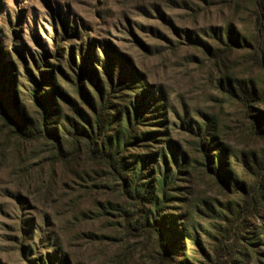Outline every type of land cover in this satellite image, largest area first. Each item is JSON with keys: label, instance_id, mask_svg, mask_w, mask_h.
I'll list each match as a JSON object with an SVG mask.
<instances>
[{"label": "rangeland", "instance_id": "obj_1", "mask_svg": "<svg viewBox=\"0 0 264 264\" xmlns=\"http://www.w3.org/2000/svg\"><path fill=\"white\" fill-rule=\"evenodd\" d=\"M254 8L255 0H0V42L17 69L19 100L30 118L36 119L37 111L23 60L29 63L51 52L54 32L60 31L59 26L53 30L57 16L88 35L96 50L106 46L125 59L148 89L146 98L154 96L162 106L160 117L147 113L150 119L138 127L146 138L126 154L137 158L146 181L164 182L167 201L159 195V210L166 215L165 226L171 229L165 236L173 246L167 264H204L183 231L196 236L212 256L225 230L224 218L230 219L241 203L239 190L223 192L204 170L195 139L184 127L212 121L213 144L226 148L225 168L245 189L252 179L242 171L240 155L264 148V140L250 135L234 99L217 88L226 75L261 80L248 48L216 59L189 43L221 50L214 32L228 26L240 44L249 42ZM259 109L264 111V105ZM66 116L63 110L62 122ZM65 140L62 150L68 152ZM54 155L49 141L10 137L0 124V264H26L45 253L55 254L56 264H154L155 238L126 229L121 212L136 211L107 168L84 150L66 155V161H52ZM141 208L154 213L150 201ZM245 222L240 264H264V203Z\"/></svg>", "mask_w": 264, "mask_h": 264}, {"label": "trees", "instance_id": "obj_2", "mask_svg": "<svg viewBox=\"0 0 264 264\" xmlns=\"http://www.w3.org/2000/svg\"><path fill=\"white\" fill-rule=\"evenodd\" d=\"M252 16L253 36L249 42L242 40L243 45L230 26L214 32L217 43L223 46L221 50L213 52L205 42L189 43L200 46L216 59L233 50L248 48L252 67L262 72L261 80L244 81L226 75L218 81L217 88L234 99L242 110L250 135L264 140V111L259 109L264 105V0H255ZM56 26L60 31L54 32L51 52L37 60L31 59L29 63L23 60L27 80L32 84H29L31 106L37 111L36 119L28 116L26 107L19 100L17 69L9 51L0 42L1 129L19 140L49 141L55 149L52 161H66V155H77L84 150L90 160L104 165L136 211L135 214L121 212L126 229L136 231L139 236H154L157 248L154 264H167L173 246L165 236L171 229L165 226L166 215L159 210L163 207L159 195L167 201L164 182L146 181L137 158L126 154L129 147L146 138V133L140 132L138 127L150 119L147 113H151V117H160L162 106L154 96L146 98L148 89L125 59L106 46L96 50L89 43L88 35L61 16L55 19L54 31ZM60 81L71 93L61 86ZM63 110L70 115L66 116L65 122L61 121ZM211 125L212 121L203 124L190 122L184 129L195 139L204 170L223 192L228 193L231 188L239 190L241 203L236 212L230 214V219L224 218L225 230L216 241L212 256L204 252L196 236L191 238L185 230L183 235L199 250L204 264H240L244 259V234L248 227L245 217L254 214L264 203V148L241 153L242 171L252 179L248 189L242 188L225 168L226 148L213 144L216 138ZM62 131H66V138ZM64 139L70 147L68 152L62 150ZM212 147H215L214 154L211 153ZM156 188L158 192H155ZM147 201L154 209V213L148 211L149 215L141 208ZM141 213L139 222H135L134 217ZM248 235L252 238L258 236L257 233ZM56 263V255L49 253H45V258L39 256L26 261V264Z\"/></svg>", "mask_w": 264, "mask_h": 264}]
</instances>
